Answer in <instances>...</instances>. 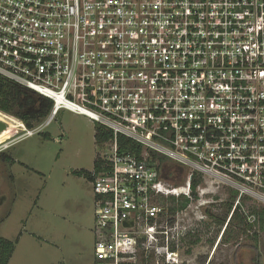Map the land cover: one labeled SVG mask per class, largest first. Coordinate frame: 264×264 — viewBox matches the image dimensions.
<instances>
[{"label": "built area", "instance_id": "1", "mask_svg": "<svg viewBox=\"0 0 264 264\" xmlns=\"http://www.w3.org/2000/svg\"><path fill=\"white\" fill-rule=\"evenodd\" d=\"M0 79L52 101L48 126L66 110L112 134L91 174L96 264H191L162 201L218 186L232 215L264 208V0H0Z\"/></svg>", "mask_w": 264, "mask_h": 264}, {"label": "rangeland", "instance_id": "2", "mask_svg": "<svg viewBox=\"0 0 264 264\" xmlns=\"http://www.w3.org/2000/svg\"><path fill=\"white\" fill-rule=\"evenodd\" d=\"M29 109H39V105ZM13 110L20 112L17 107ZM0 121L8 125L0 144L9 143L0 154V237L16 243L9 264H96V198L91 174L101 151L96 142L98 125L62 110L49 126L45 120L35 123L37 134L24 138L26 129L19 126V120L0 115ZM16 140L20 141L14 144ZM166 178L180 182L186 174ZM234 198L217 186L200 203L178 213L184 261L256 264L259 255L264 264V220L251 227L235 221L221 241L225 227L215 218L230 220L229 205ZM254 208L261 211L263 206L247 200L240 212L245 217L244 211Z\"/></svg>", "mask_w": 264, "mask_h": 264}, {"label": "trees", "instance_id": "3", "mask_svg": "<svg viewBox=\"0 0 264 264\" xmlns=\"http://www.w3.org/2000/svg\"><path fill=\"white\" fill-rule=\"evenodd\" d=\"M33 95L38 96V100H35L33 98ZM36 105H39V109H29ZM17 107L19 109V113H16L13 109ZM53 108V102L37 95L36 93L32 91H28L21 86L5 80L0 79V115L4 118L10 119V121H18L19 120V126H22L23 128H27L29 131H32L36 129V126L38 121H41L39 123H42L44 120L48 118ZM12 115V116H11ZM15 117L18 119L16 120ZM112 138V134L109 131L104 130L100 126H98L97 133H96V142H105ZM121 144L122 146H126L129 142L125 140V138H121ZM97 162V161H96ZM98 163H96L95 168L97 169ZM171 168H176L172 167ZM180 170L179 168H177ZM181 172V170H180ZM79 174V173H76ZM87 176L89 177L88 173ZM201 183V180L195 176L192 183V194L193 198L195 200L198 199V196L196 194V188ZM181 182H178V185H180ZM235 196V194H234ZM163 203H169L170 206L169 212L170 215L175 216L178 212L184 211L188 208V206L191 204V201L186 198H181L179 202L177 203L174 198H171L169 201H162ZM234 203L235 198L233 202L229 205V210L232 212L234 209ZM241 207H237L236 210L233 212V215L231 216L230 220L228 221L225 219H216L219 225L225 227V230L221 236V241L224 239V237L227 235L228 230L234 226L235 221H242L246 224V226L251 227L252 225L248 224L245 217L240 212ZM259 210V209H258ZM256 210L254 208L253 213H255L258 216L259 221L264 220V208L260 211ZM199 242V241H198ZM18 243V241H17ZM194 245L197 244V241L193 243ZM16 248V243L9 241L7 239H4L0 237V264H9ZM254 248V247H253ZM257 249V247H255ZM191 251H189L190 253ZM258 258L256 259V264L261 263V257L257 255ZM202 264H205V259H202Z\"/></svg>", "mask_w": 264, "mask_h": 264}, {"label": "water", "instance_id": "4", "mask_svg": "<svg viewBox=\"0 0 264 264\" xmlns=\"http://www.w3.org/2000/svg\"><path fill=\"white\" fill-rule=\"evenodd\" d=\"M8 130V125L0 121V135Z\"/></svg>", "mask_w": 264, "mask_h": 264}, {"label": "crops", "instance_id": "5", "mask_svg": "<svg viewBox=\"0 0 264 264\" xmlns=\"http://www.w3.org/2000/svg\"><path fill=\"white\" fill-rule=\"evenodd\" d=\"M24 138H28V137H24ZM24 138H23V139H24ZM23 139H21V140H23ZM19 141H20V140H19ZM19 141H18V140H16V142H15L14 144L18 143Z\"/></svg>", "mask_w": 264, "mask_h": 264}, {"label": "bare ground", "instance_id": "6", "mask_svg": "<svg viewBox=\"0 0 264 264\" xmlns=\"http://www.w3.org/2000/svg\"><path fill=\"white\" fill-rule=\"evenodd\" d=\"M23 131H24V133H26L27 130H23Z\"/></svg>", "mask_w": 264, "mask_h": 264}]
</instances>
